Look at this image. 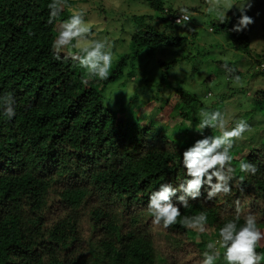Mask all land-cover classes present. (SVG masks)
<instances>
[{
    "label": "trees",
    "instance_id": "16d2710c",
    "mask_svg": "<svg viewBox=\"0 0 264 264\" xmlns=\"http://www.w3.org/2000/svg\"><path fill=\"white\" fill-rule=\"evenodd\" d=\"M146 1L162 13L164 28L139 26L130 35V51L107 80L90 79L85 85V70L63 59L67 49L56 60L50 47L75 1L62 0L59 15L49 24L51 0H0V105L11 96L16 109L8 119L0 107V264H200L207 244L219 239L220 227L235 219L238 208V226L252 214L264 229V138L234 144V180L227 196L205 199L202 187L201 197L181 208L176 224L164 228L152 223L149 194L160 183H182L186 148L220 135L216 127L191 133L200 111H221L225 100L245 89L230 86L220 102L206 108L182 81L171 83L174 59L159 62L155 90L109 105L106 90L123 78L127 67L129 75L134 72L141 52L181 48L187 39L172 32L180 24L170 15L180 12L165 8L164 0ZM134 19L141 24L154 15ZM234 23L231 18L223 24L215 20L214 30L251 57L248 77L264 73L258 67L264 64V48L254 55L247 29L231 31ZM216 64L205 85L219 71L230 80L245 74L223 60ZM146 102H155L157 109L148 113ZM251 109L264 115V88L251 96ZM241 160L254 163L256 174L240 173ZM201 211L207 214L203 232L181 222ZM257 251L264 253V244ZM216 264L225 262L218 257Z\"/></svg>",
    "mask_w": 264,
    "mask_h": 264
},
{
    "label": "clouds",
    "instance_id": "9594fccd",
    "mask_svg": "<svg viewBox=\"0 0 264 264\" xmlns=\"http://www.w3.org/2000/svg\"><path fill=\"white\" fill-rule=\"evenodd\" d=\"M62 0H51L48 5V23L53 24L60 13ZM253 0H215L208 8L209 13H215L217 20L223 24L229 17V9L236 7L239 15L232 25L231 31L241 32L253 23V18L247 15L252 7ZM180 16L176 23L187 25L191 20L190 10L187 7L179 9ZM92 29L85 19L83 10H75L58 27L57 34L51 43V50L56 60H61V53L67 49L63 59H71L85 70L86 77L81 83L87 84L90 79L107 80L114 60L112 43L106 39H96L91 35ZM225 67H227L225 65ZM15 101L11 96L3 98V114L12 119L16 116ZM199 130L205 127H216L220 135L204 137L196 140L187 147L182 154V165L185 169V179L182 183L173 186V183H160L148 197L147 210L152 217V223L167 228L177 223L181 216V208H186L190 200L201 197V189L205 187L207 196L211 200L218 195L227 196L231 192L234 180L232 155L234 144L244 137L249 130V124L244 119L234 122L228 128L225 116L221 111H203L199 114ZM240 173L255 175L257 166L247 160H241L238 165ZM244 177L241 176L242 180ZM177 192L182 193L177 196ZM175 197V202L173 200ZM241 212L236 211L235 219L229 220L219 229V239L209 242L206 251L202 254L200 264H216L217 258L222 257L225 264H261L264 253L257 249L264 240V231L257 226L254 215L243 217V224L239 225ZM207 214L201 211L195 216H184L181 222L187 228L200 232L205 230Z\"/></svg>",
    "mask_w": 264,
    "mask_h": 264
},
{
    "label": "rangeland",
    "instance_id": "374dc122",
    "mask_svg": "<svg viewBox=\"0 0 264 264\" xmlns=\"http://www.w3.org/2000/svg\"><path fill=\"white\" fill-rule=\"evenodd\" d=\"M74 1L72 11H84L86 21L93 29L92 37L106 39L112 43L114 60L111 69L120 60L122 54L130 51V35L139 26L151 23L160 29L164 28L160 19L162 13L153 10L146 0ZM214 2L215 0H164L165 8L170 11L179 12L181 7H187L190 10L191 21L185 26H176L172 31L177 35H186L187 39L184 44L181 48L163 47L150 52H141L137 58L134 72L129 75L130 67H127L123 78L106 90L105 97L109 105L116 107L122 104L121 97L123 104H126L130 102L136 92L143 95L145 89L155 90L161 76L159 62L175 59L176 64L172 69L171 83L176 86L179 81H182L181 84L185 88L201 97L206 108L220 102L223 96L228 93L230 86L244 87V92L240 91L233 98L223 102L221 112L225 116L228 128L234 126V122L241 118L249 124V130L236 143L255 144L260 138H264V115L252 111L251 96L257 89L264 88V73L248 77L246 72L250 68L251 57L230 47L229 38L214 30V21L217 18L215 13L208 11ZM231 2L236 3L238 0H231ZM149 13L154 15V19H147L141 24L134 19L135 15ZM226 15L236 22L239 13L234 6L227 11ZM247 15L253 18V23L247 27V32L255 55L261 53L264 48V0H253ZM193 33H196L195 37ZM218 60L238 66L245 74L239 80H230L222 71H219L215 79L209 85H205L204 79L217 71L216 62ZM258 67L264 70V64ZM140 104L139 100L137 105ZM146 104L145 109L148 113L157 109L155 102H146ZM198 130L199 123H196L191 133ZM254 134L256 136L250 138ZM260 244L263 245L264 240Z\"/></svg>",
    "mask_w": 264,
    "mask_h": 264
},
{
    "label": "built area",
    "instance_id": "2783aa9c",
    "mask_svg": "<svg viewBox=\"0 0 264 264\" xmlns=\"http://www.w3.org/2000/svg\"><path fill=\"white\" fill-rule=\"evenodd\" d=\"M179 16H180V13H177L175 15L172 14V15H170V19L176 23L177 19H179Z\"/></svg>",
    "mask_w": 264,
    "mask_h": 264
}]
</instances>
